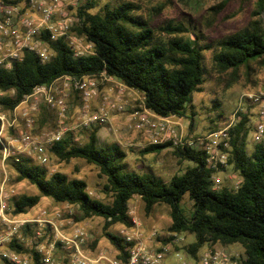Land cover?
<instances>
[{"label":"trees","instance_id":"obj_1","mask_svg":"<svg viewBox=\"0 0 264 264\" xmlns=\"http://www.w3.org/2000/svg\"><path fill=\"white\" fill-rule=\"evenodd\" d=\"M180 1L199 3L201 0ZM228 1L212 9L218 13ZM97 4L96 0H86L78 10L81 23L73 28L94 45V53L76 55L60 39L52 43L56 55L48 62L42 63L36 55L27 53L11 68L0 65V90L14 91L1 101L14 109L37 86L50 84L63 75L81 78L106 73L141 91L146 107L155 113L186 116L193 93L205 81L203 50L212 45L202 46L197 36L184 37L190 30L185 24L173 21L160 28L169 35L163 37L147 18L137 14L140 7L133 1L108 3L93 11ZM263 10L264 0H254L249 23L217 42L214 61L219 71L238 72L245 68L251 74L254 62L264 67ZM250 120L249 114H240L230 129L229 164L242 177L238 188L214 189L213 170L208 166L206 152L188 146H177L175 153L194 164L170 181L151 172L130 171L124 161L125 150L116 143L100 146L96 132L84 145H75L70 133L51 148L62 160L81 157L97 165L107 179L105 186L112 193V202L92 197L83 179L70 178L59 171L49 175L44 166L34 165L26 158L18 157L13 162L19 178L35 184L41 195L78 205L83 218L104 217L106 229L117 223L133 224L128 204L134 195H139L147 213L159 203L170 206V236L164 245L179 234L193 233L196 240L183 246L191 257L198 258L207 244L240 243L245 252L242 264H264V141L255 143L254 150L248 151ZM170 145L171 142L152 144L144 152H160ZM186 195L193 201L190 216L182 206ZM40 198V195L20 196L14 200L15 212H27ZM106 235L122 249V257H126L128 247L123 239L109 231Z\"/></svg>","mask_w":264,"mask_h":264},{"label":"rangeland","instance_id":"obj_2","mask_svg":"<svg viewBox=\"0 0 264 264\" xmlns=\"http://www.w3.org/2000/svg\"><path fill=\"white\" fill-rule=\"evenodd\" d=\"M96 1L98 4L93 11L101 9L108 3L114 5L122 1H133L140 7L137 14L147 18L163 37L168 38L169 35L162 32L160 28L167 22L173 21L185 24L190 30L184 34V37L193 39L197 36V41L202 46L211 44V48L203 50L205 81L201 85V89L193 93V100L192 103L188 104L186 116L174 115V119L180 122V134L183 138L206 135L213 128L230 123L234 120V117L236 119L238 116L239 119L240 114H249L251 117V131L247 146L249 152L254 150L253 128L256 124V115L260 106L246 102L240 104V98L245 93L264 94V67L254 62L252 64L254 69L251 74L245 68H241L238 72L232 70L221 72L214 61V54L218 50L217 42L244 28L251 20L254 0H230L218 13L212 8L220 7L225 0H201L199 3L182 2L180 0ZM74 2L76 5L72 8L78 18L74 26H77L81 23L78 10L85 4L86 0H74ZM75 33L81 35L76 31ZM84 49L88 54L94 53L93 44ZM96 81L100 95L98 98L89 101L90 109L98 111L102 106L105 107L109 112L110 122L104 126H79L81 108L84 102L78 93L72 92L68 100L70 116L66 123L73 128L71 136L75 145H84L89 141L91 134L96 132L100 146L116 143L125 150L126 157L124 161L128 170L138 173L151 172L165 181H170L176 174H182L188 166L194 164L193 161L183 159L175 153L177 145L171 139L158 138L159 142H155V138L151 134L135 128L134 113L140 109V105L144 102V94L141 91L134 88H124V83L121 80L106 73L96 75ZM2 92L4 94H0V114L5 115L6 123L3 127L1 121L0 129V198L1 194L5 193L11 208H14V200L20 196L40 195L41 198L38 204L29 208L27 210L28 214H36L46 208L52 214L60 213L66 217L67 214L73 211L75 221L83 223L87 227L93 246L96 244L98 250L112 252L113 242L106 235V231L119 235L122 228L130 226L117 223L106 229L104 217L83 218L78 205L57 202L51 197L41 195L35 184L28 179L19 178L13 161L17 157L26 158L34 165L44 166L49 175L59 171L67 174L70 178L83 179L87 182L88 191L92 197L104 202H112V193L106 189L107 179L101 173L100 168L81 157L72 158L69 161L62 160L52 151L51 147L50 161L47 164H42L32 150H28L21 144L19 146L15 144L11 147L12 154L7 155L4 149L5 145L8 144L7 142L30 128L26 126L22 117L13 123L15 108L11 109L1 100L5 95H13L14 91ZM35 105L36 109L32 112L35 123L30 131L34 135L42 136L56 126L54 112L48 108L42 98H31L26 104H21L20 107L27 106L29 108ZM168 142H171V145L160 152H144L152 144ZM231 150L232 148L229 150V158ZM229 174L233 177H228ZM219 175L222 183L217 186L216 190L223 187L236 188V181L242 178L239 172L230 164L224 170H220ZM128 205L129 214L133 220L131 226L142 232V240L146 244L160 246L163 242H166L164 240L170 236L168 227L172 221L171 208L168 204H156L152 211L147 213L141 196L134 195ZM182 206L185 213L190 216L193 211V201L188 195L182 201ZM173 238L174 240H171L170 243L179 248L178 250L175 248L176 251L172 252L171 264H196L195 258L187 255L183 248V246L196 240L195 235L185 233ZM216 247H222L228 252L240 253L242 258H245L244 247L240 243L232 245L218 243L212 246L207 244L201 249L200 253L206 248Z\"/></svg>","mask_w":264,"mask_h":264},{"label":"built area","instance_id":"obj_3","mask_svg":"<svg viewBox=\"0 0 264 264\" xmlns=\"http://www.w3.org/2000/svg\"><path fill=\"white\" fill-rule=\"evenodd\" d=\"M75 5L74 0H0V65L11 68L22 61L27 53L36 55L42 63L48 62L56 55L52 43L60 39L65 40L76 55H88L84 48L92 43L85 36L77 35L73 29L78 21L72 8ZM123 87L131 88L125 84ZM72 92L78 93L84 102L79 126L109 124L110 115L105 107L98 111L90 109L89 101L100 95L96 75L81 78L63 75L50 84L37 86L15 107L13 123L22 117L30 129L7 142L5 153L11 155V147L21 144L32 150L42 164H47L50 161V147L73 131L66 123L70 116L68 100ZM0 94L4 93L0 91ZM31 98H42L54 112L56 126L42 136L30 131L35 123L32 112L36 105L20 107ZM243 102L260 106L253 128V140L255 143L264 141V94H242L240 104ZM134 117L135 128L151 134L155 142H159L158 138L171 139L177 146L204 150L208 166L213 170V188L222 183L219 172L229 165L230 129L238 116L236 119L234 117L235 121L217 130L190 138L181 136L180 122L174 119V115H159L147 108L144 102L135 111ZM0 120L4 127L5 115L0 114ZM228 177L233 176L229 174ZM241 182L242 179H238L235 187L238 188ZM14 209L8 197L2 193L0 264H171L172 252L176 251L172 243L160 246L146 244L142 240V232L130 226L122 228L118 235L123 239L124 246L128 247L127 256L122 257V249L114 243L112 252L93 246L87 227L75 221L73 211L65 217L60 213L52 214L46 208L32 215L15 212ZM242 259L240 253L228 252L222 247L206 248L195 258L196 264H242Z\"/></svg>","mask_w":264,"mask_h":264},{"label":"water","instance_id":"obj_4","mask_svg":"<svg viewBox=\"0 0 264 264\" xmlns=\"http://www.w3.org/2000/svg\"><path fill=\"white\" fill-rule=\"evenodd\" d=\"M263 26H264V10L262 12Z\"/></svg>","mask_w":264,"mask_h":264}]
</instances>
